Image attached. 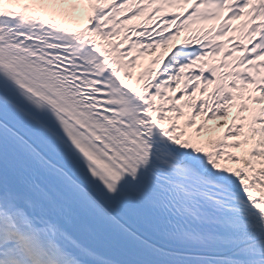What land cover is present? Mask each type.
I'll return each instance as SVG.
<instances>
[{"label":"snow or ice","instance_id":"snow-or-ice-1","mask_svg":"<svg viewBox=\"0 0 264 264\" xmlns=\"http://www.w3.org/2000/svg\"><path fill=\"white\" fill-rule=\"evenodd\" d=\"M0 264H264V0H0Z\"/></svg>","mask_w":264,"mask_h":264},{"label":"rangeland","instance_id":"rangeland-1","mask_svg":"<svg viewBox=\"0 0 264 264\" xmlns=\"http://www.w3.org/2000/svg\"><path fill=\"white\" fill-rule=\"evenodd\" d=\"M81 20L80 21H83L84 20V15H83V11L81 12V16H80ZM142 59H144V57H139L138 61L142 62ZM143 66L146 65V63L143 62L142 64Z\"/></svg>","mask_w":264,"mask_h":264},{"label":"bare ground","instance_id":"bare-ground-1","mask_svg":"<svg viewBox=\"0 0 264 264\" xmlns=\"http://www.w3.org/2000/svg\"><path fill=\"white\" fill-rule=\"evenodd\" d=\"M69 26H73V24L72 23H69ZM135 81H134V78H133V80L132 81H129V84L131 85V84H133Z\"/></svg>","mask_w":264,"mask_h":264}]
</instances>
